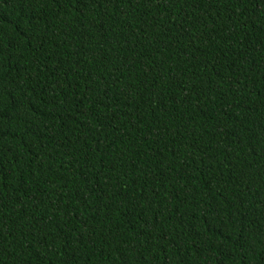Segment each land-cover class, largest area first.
<instances>
[{
    "label": "trees",
    "instance_id": "obj_1",
    "mask_svg": "<svg viewBox=\"0 0 264 264\" xmlns=\"http://www.w3.org/2000/svg\"><path fill=\"white\" fill-rule=\"evenodd\" d=\"M0 264H264V0H0Z\"/></svg>",
    "mask_w": 264,
    "mask_h": 264
}]
</instances>
